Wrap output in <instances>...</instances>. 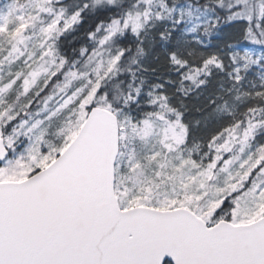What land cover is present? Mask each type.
<instances>
[{"label":"snow or ice","instance_id":"1","mask_svg":"<svg viewBox=\"0 0 264 264\" xmlns=\"http://www.w3.org/2000/svg\"><path fill=\"white\" fill-rule=\"evenodd\" d=\"M0 264H264V0L0 2Z\"/></svg>","mask_w":264,"mask_h":264},{"label":"rangeland","instance_id":"2","mask_svg":"<svg viewBox=\"0 0 264 264\" xmlns=\"http://www.w3.org/2000/svg\"><path fill=\"white\" fill-rule=\"evenodd\" d=\"M0 2H3V0H0Z\"/></svg>","mask_w":264,"mask_h":264}]
</instances>
